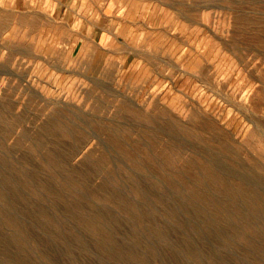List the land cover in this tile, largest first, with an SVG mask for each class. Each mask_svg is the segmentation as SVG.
Listing matches in <instances>:
<instances>
[{
    "label": "rangeland",
    "instance_id": "374dc122",
    "mask_svg": "<svg viewBox=\"0 0 264 264\" xmlns=\"http://www.w3.org/2000/svg\"><path fill=\"white\" fill-rule=\"evenodd\" d=\"M97 1L101 14L90 0H56L53 11L44 3L31 8L29 3L0 0V111L5 118L0 122V154L6 157L0 182L4 175H21L20 168L35 176L31 185L7 189L10 211L22 216L26 225L23 235L7 222L0 206V249L7 245L10 255L21 256L3 259L0 250V262L23 264L24 256L29 264H74L73 260L75 264H131L133 260L132 264H139L137 255L144 254L145 264H199L185 253L186 238L195 233L190 238L195 248L201 249L202 262L208 256L205 264H264V188L249 186L237 176L253 171L264 176V0ZM98 21L101 29L89 27ZM166 120L178 126L181 141L157 133L155 128ZM51 121L77 128L76 132L87 138L85 147L73 156L67 155L65 148L56 149L68 168L80 169L88 176L91 193L84 198L81 213L93 215L90 208L104 203L106 218L93 215L94 221L88 223L77 219L53 194L63 189L61 180L68 172L48 166L42 154L55 143L67 147L76 140L53 133L48 125ZM100 126L117 127L123 147L109 143ZM37 142L43 146L36 147ZM134 145L139 149L128 150ZM206 147L232 171L225 175L216 168ZM96 161L99 167L94 166ZM107 179L136 200L143 211L153 207L152 219L122 210L119 203L118 208L104 196L113 189L106 186ZM44 181L52 187L42 186ZM139 184L150 189L152 197L148 189L150 196H144ZM63 190L77 198L68 186ZM141 195L146 198L142 200ZM161 198L169 201L160 202ZM176 206L180 220L171 212ZM43 213H53L50 217L55 215L56 223L59 219L57 224H62V234L67 235L58 236V230L53 231L57 224L40 217ZM162 226H169L168 237L159 234L157 229ZM175 231L183 238L186 235L184 242ZM79 240H84L88 249L81 248ZM215 255L223 259L216 261Z\"/></svg>",
    "mask_w": 264,
    "mask_h": 264
},
{
    "label": "bare ground",
    "instance_id": "6f19581e",
    "mask_svg": "<svg viewBox=\"0 0 264 264\" xmlns=\"http://www.w3.org/2000/svg\"><path fill=\"white\" fill-rule=\"evenodd\" d=\"M226 31V30H225ZM62 83V82H61ZM178 88V87H177ZM139 110V109H138ZM135 112H136V110H135ZM141 113V112H140ZM137 114V113H136ZM33 115V114H32ZM150 115V114H149ZM148 115V116H149ZM153 115H151V117H152ZM154 118V117H153ZM171 118V117H170ZM4 115H3V113L0 111V122H2V121H4ZM148 120H149V118H147ZM217 119V118H216ZM146 120V119H145ZM151 120H152V118H151ZM157 120V119H156ZM164 120V119H163ZM221 120V119H220ZM99 120H97V122H98ZM162 121V120H161ZM167 121V120H166ZM165 121V122H166ZM253 121H255V120H253ZM15 122V121H14ZM22 122V121H21ZM180 122V121H179ZM203 122V121H202ZM146 123V122H145ZM207 123V122H206ZM254 123V122H253ZM102 123H100V125H101ZM155 124V123H154ZM48 125H51V126H49L50 128H51V130H52V132L53 133H59V132H61V134L62 133H64V134H67V135H71L72 136V139H74V140H76V142H75V144L74 145H68L67 147L66 146H63L62 145V143L60 142V143H55L54 145H53V147H49V148H47L46 150H45V152L42 154L43 156V159L45 160V162L47 163V164H49L48 166H50V165H56V167L58 166V168H59V170H60V172L62 171L63 172V170H66L67 172H68V174L67 175H65V177H62L63 179L61 180L62 181V184H61V187L63 188V189H66V186H68L69 188H70V190L71 191H73L75 194H76V196H77V198H74L73 197V195H72V197L73 198H71V197H69L68 195H67V193L62 189L61 191L60 190H58V191H54V193L53 194H55L56 196H58L59 198H61V200L64 202V208H65V210L68 212V213H70L73 217H76L77 219L78 218H83V220H85V221H87V223L88 222H91V220H93V215L94 216H102L103 217V219L104 218H106L107 217V213H108V209L106 210V208H104L103 206H104V203H103V206L102 207H100V206H97V205H95L94 207H91L90 208V211L93 213V215H88V214H86L85 215V213L84 214H82L81 213V211H80V207H82L83 205H84V203H83V201H86L84 198L85 197H87L88 198V195H89V192L91 193V191H88L87 190V188H88V176L86 175V174H84V171H82V170H80V169H72V168H68V166H67V161L64 159V156H63V154L61 153V151L59 152L57 149V147H62V148H65V153L67 154V155H69V156H73L75 153L77 154V151L79 150V151H81L82 149H83V147H85V145H86V143L85 144H83L84 142H83V140H84V138H86L85 137V135H84V133L83 132H81V131H77L76 132V129L75 128H73V127H71V126H67V124L66 125H64V124H58L56 121H51V122H49V124ZM103 125V124H102ZM149 125V124H148ZM156 125V124H155ZM180 125V124H179ZM182 125V124H181ZM204 125V124H203ZM210 125V124H209ZM257 125V124H256ZM202 126V125H201ZM201 126H199L200 128H201ZM205 126V125H204ZM146 127V126H145ZM149 127V126H148ZM179 127H181V126H179ZM147 128V127H146ZM188 128H189V126H188ZM99 130H101L103 133H105L107 136V140L109 141V143H111L112 145H114V146H117V147H123V141H122V139H121V135H120V133H119V130L117 129V127H113V128H107V127H104V126H100L99 127ZM155 130L157 131V133L158 134H161V135H164V136H166L169 140H177V141H181V136H180V134H179V129H178V126L174 123V122H171L170 120L169 121H167L165 124H158V126L155 128ZM179 130V131H178ZM184 130V129H183ZM191 130V129H190ZM208 130V129H207ZM146 131V130H145ZM149 132V131H148ZM189 131H187L186 133H188ZM196 133V132H195ZM148 134V133H147ZM150 134V133H149ZM148 134V135H149ZM190 134H192V132H190ZM198 134V133H197ZM183 135V134H182ZM66 136V135H65ZM152 136V135H151ZM215 136H217V135H215ZM198 137L200 138V136L198 135ZM213 137V136H212ZM214 138V137H213ZM87 139V138H86ZM144 141V140H143ZM45 142V141H44ZM145 142V141H144ZM144 142H142L141 141V143H143V144H145ZM38 143H40V142H37V143H34V145L36 146V147H40V146H43V144L42 143H40V144H38ZM105 143V142H104ZM88 144V143H87ZM181 144V143H180ZM222 145H223V143H221ZM2 145V139H1V137H0V146ZM146 145V144H145ZM174 145V144H173ZM75 146H78V149L75 151L74 149L76 148ZM177 146V145H176ZM179 147V146H178ZM177 147V148H178ZM224 147L227 149V150H230V151H232V148L227 144V143H224ZM42 148V147H41ZM57 148V149H56ZM107 148V147H106ZM182 148V147H181ZM181 148H178V150L179 149H181ZM136 149H139V148H137V147H135V145L134 146H131L130 148H128V150H130L131 152L132 151H135ZM39 150V149H38ZM182 150H183V148H182ZM41 151V150H40ZM78 151V152H79ZM205 151H206V153L210 156V162L216 167V168H218L220 171H222V173H225V175L228 173V172H231L232 171V168L227 164V163H225L224 161H222L221 159H220V157H218L215 153H214V151L212 150V149H210V148H208V147H206L205 148ZM75 152V153H74ZM183 152H185V151H183ZM195 152H197V151H195ZM28 153H31V152H28ZM34 153V152H33ZM64 153V154H65ZM197 153H199V152H197ZM182 154V153H181ZM200 154H201V152H200ZM90 155V154H89ZM103 155H108V154H103ZM88 156V155H87ZM91 156V155H90ZM154 156V155H153ZM202 156V155H201ZM30 157V156H29ZM63 157V158H62ZM89 157V156H88ZM101 157H102V155H101ZM192 157V156H191ZM100 158V157H99ZM194 158V157H193ZM207 158V157H206ZM90 159V158H89ZM102 159V158H101ZM192 159V158H191ZM190 159V160H191ZM205 159V158H204ZM25 160H27V159H25ZM96 160V159H95ZM103 160V159H102ZM195 160H197V159H195ZM209 160H208V162H209ZM93 161V160H92ZM104 161V160H103ZM109 161V160H108ZM44 162V161H43ZM112 162V161H111ZM192 161H190V163H191ZM0 163H1V166H0V169H3L4 168V165H5V163H6V157L4 158L3 157V154L1 155L0 154ZM100 162L98 161H96V163H94L95 165V167H97L96 165H98ZM194 163V162H193ZM192 163V164H193ZM207 163V162H206ZM210 163V164H211ZM88 164H89V161H87L86 160V165L88 166ZM93 164V163H92ZM102 164V163H101ZM152 164V163H151ZM91 165V164H90ZM159 165V164H158ZM190 165V164H189ZM196 165V164H195ZM54 166H53V168H54ZM127 166V165H126ZM98 167H99V165H98ZM92 168V167H91ZM245 168V167H244ZM248 168V167H247ZM50 169V168H49ZM54 169H56V168H54ZM53 169V170H54ZM94 169H96V168H94ZM113 169V168H112ZM249 169V168H248ZM247 169V170H248ZM51 170H52V168H51ZM134 170V169H133ZM157 170V169H156ZM56 171V170H55ZM58 171V170H57ZM135 171V170H134ZM207 171H208V169H207ZM242 171V170H241ZM20 172H21V175H18V177H16V176H14V175H4L3 177H1L2 179H4V181L3 182H0V197H1V201H2V204H0V206H1V210H2V212L3 213H5L6 214V219H7V222H10V223H12V224H14V226H15V228L16 229H18V230H20V232L18 233L19 235H23V230H25L26 231V225L23 223V221H22V216H20L19 214H17V213H13V212H15V211H13V212H11L10 210H12V209H10L9 208V203H10V200H9V195L10 194H8V191H7V189L8 188H13V189H21L22 187H24L25 185H31V184H29L30 182H31V180H33L34 179V177L35 176H33V174H31L30 172H29V170L28 169H24V168H20ZM53 172V171H52ZM111 172V171H110ZM240 172V171H239ZM243 172H246L245 170L243 171ZM254 172V171H253ZM253 172H251V174L250 173H240L239 175H237L238 176V178L240 179V180H242V181H244L245 183H247V184H249V186L251 185V186H257V187H260V188H264V176H256V175H254V174H252ZM51 173V172H50ZM54 173V172H53ZM136 173V172H135ZM221 173V174H222ZM52 174V173H51ZM58 174V173H57ZM112 174V173H111ZM133 174V173H132ZM202 174V173H201ZM200 174V175H201ZM230 174V173H229ZM228 174V175H229ZM55 175V174H54ZM61 175V174H60ZM109 175V174H108ZM113 175H114V173H113ZM203 175V174H202ZM57 176V175H56ZM58 176H59V174H58ZM134 176H135V174H134ZM205 176V175H204ZM229 176H231V175H229ZM61 177V176H60ZM209 177V176H208ZM210 177H212L211 175H210ZM52 178H54V177H52ZM109 178V177H108ZM113 178V177H112ZM166 178V177H165ZM168 178V177H167ZM166 178V179H167ZM111 179V178H110ZM219 179V178H218ZM108 180V179H107ZM35 181V180H34ZM108 181H110V180H108ZM226 181V180H225ZM57 182H59L60 183V180H57ZM158 182V181H157ZM241 182V181H240ZM35 183V182H34ZM38 184V183H37ZM36 184V185H37ZM91 184V183H90ZM116 185H117V183H116ZM140 185V184H139ZM138 185V187L140 188V186ZM153 185V184H152ZM155 185V184H154ZM38 186V185H37ZM37 186H36V188H37ZM42 186H45V187H48V188H50V187H52L48 182H45L44 181V184L42 185ZM106 186H109V187H111V188H113L111 191H106V192H104V196H106L108 199H110V200H113V201H115L116 202V204L117 203H119L120 205H121V207L123 208L122 210H124V208H126L125 210H129L130 211V213L131 212H133V213H135L136 211L138 212V215L139 216H142V217H144V219L145 220H147V219H150L151 217H152V214H151V208H153V207H150V210H142V209H140V207H139V205H138V202H136V200L135 201H133V200H131L130 198H129V195H128V197L126 196V194L123 192V190H121V189H119V188H116V187H114L112 184H111V181L110 182H107L106 183ZM157 186V185H156ZM90 187V186H89ZM175 187V186H174ZM100 188H102V187H100ZM121 188V187H120ZM151 188H154V187H151ZM160 188V187H159ZM148 189V188H147ZM147 189H145V188H143L142 186H141V191H142V193L143 194H145L144 196H146L147 197V195L148 196H150V194H151V197H152V192L150 191V189H148L151 193L149 194L148 193V191H147ZM158 189V188H157ZM194 189V188H193ZM48 190V189H47ZM139 190V189H138ZM159 190V189H158ZM228 190H229V188H228ZM43 191V190H42ZM68 191V190H67ZM140 191V190H139ZM195 191V190H194ZM30 192V191H29ZM49 192V191H48ZM51 192V191H50ZM96 192V191H95ZM158 192H161V191H158ZM39 193V192H38ZM98 193V192H97ZM138 193V192H137ZM136 193V194H137ZM141 193V192H140ZM153 193H154V191H153ZM39 194H41V192L39 193ZM44 194V193H43ZM70 194V193H69ZM102 195H103V193H101ZM157 194V193H156ZM162 195H163V193H161ZM160 194V195H161ZM35 195H37V194H35ZM26 196V195H25ZM54 196V195H53ZM154 197H155V193H154V195H153ZM28 197V196H27ZM91 197V196H90ZM146 197H144V198H146ZM162 197V196H161ZM40 198V197H39ZM43 198V197H42ZM46 198V197H45ZM92 198V197H91ZM100 198V197H99ZM140 198H142V195H141V197ZM144 198H142V200L144 199ZM166 198V197H165ZM90 199V198H89ZM101 199V198H100ZM37 200V199H36ZM42 200V199H41ZM40 200V201H41ZM58 200V199H57ZM159 200H161L160 202H163L164 201V199L163 198H161V199H159ZM172 200H175V199H172ZM0 201V202H1ZM35 201V200H34ZM44 201V200H43ZM88 201V200H87ZM92 201H94V200H92ZM103 201H104V199H103ZM112 201V202H113ZM140 201V200H139ZM146 201V200H145ZM167 200H165L164 202H166ZM169 201V200H168ZM167 201V202H168ZM37 202H39L38 200H37ZM62 202V203H63ZM95 202V204H97L96 202L97 201H94ZM108 202V201H107ZM110 202V201H109ZM140 202H142V201H140ZM139 202V203H140ZM92 203V202H91ZM99 203V202H98ZM143 203V202H142ZM43 204V203H42ZM87 204H88V202H87ZM86 204V205H87ZM100 204V203H99ZM109 204V203H108ZM89 205V204H88ZM101 205H102V203H101ZM107 205V204H106ZM113 205H114V203H113ZM162 205V204H161ZM198 205V204H197ZM196 205V206H197ZM58 206V205H57ZM56 206V207H57ZM90 206V205H89ZM109 206V205H108ZM107 206V207H108ZM111 206V205H110ZM181 206V205H180ZM203 206V205H202ZM12 207V206H11ZM53 207V206H52ZM59 207V206H58ZM117 207L119 208V206H118V204H117ZM173 207V206H172ZM15 207H13V209H14ZM41 208V207H40ZM61 207H59L58 209H60ZM63 208V207H62ZM61 208V209H62ZM164 208V207H163ZM60 209V210H61ZM82 209H84V208H82ZM143 209H145V208H143ZM147 209V208H146ZM170 209V208H169ZM193 209V208H192ZM195 209V208H194ZM193 209V210H194ZM203 209H205L206 210V208H203ZM63 210V209H62ZM86 210V209H85ZM164 210V209H163ZM167 210V209H166ZM36 211H39V210H36ZM42 211H44V209L42 210ZM88 211V210H87ZM126 211V212H127ZM161 211V210H160ZM207 211H209V209H207ZM158 212V211H157ZM167 212V211H166ZM170 212V211H169ZM171 212H172V215L175 217V218H177V219H179L180 220V218L178 217L179 216V207H174L172 210H171ZM39 213V212H38ZM45 213V212H44ZM42 214L40 217H42L43 219H45L46 221H49L50 223H54V225H56L57 223H59V219H58V221H57V223H56V221L54 220L55 219V215L53 216V217H50L49 215H45V214ZM87 213H89V211L87 212ZM155 213V212H154ZM67 214V213H66ZM91 214V213H90ZM123 214V213H122ZM132 214V213H131ZM137 214V213H136ZM151 214V215H150ZM158 214V213H157ZM160 214H161V212H160ZM160 214H158V215H160ZM164 214V213H163ZM127 215V214H126ZM129 215V214H128ZM153 215H155V214H153ZM165 215V214H164ZM123 217H124V215H122ZM134 216H136V215H134ZM162 216V215H161ZM71 217V216H70ZM98 217V218H99ZM154 217V216H153ZM171 217V216H170ZM172 218V217H171ZM57 219V218H56ZM75 219V218H74ZM124 219V218H123ZM152 219V218H151ZM177 219H175V220H177ZM83 220H82V222H83ZM97 220V219H96ZM106 220V219H105ZM104 220V221H105ZM134 220V219H133ZM145 220H144V222H145ZM155 220V219H154ZM153 220V221H154ZM80 221V220H79ZM94 221V220H93ZM99 222V221H98ZM107 222V221H106ZM126 222H128V221H126ZM134 222V221H133ZM155 222V221H154ZM153 222V223H154ZM164 222V221H163ZM184 222V221H183ZM86 223V224H87ZM96 223V222H95ZM108 223V222H107ZM106 223V224H107ZM132 223V222H131ZM181 223V222H180ZM61 224V223H60ZM60 224H57L55 227V230H53V231H57L56 233L58 234V236H61V238H62V236H64V235H67V234H62L63 232L61 231V230H63L62 228H61V226H62V224H61V226H60ZM80 224V223H79ZM83 224H85V222L83 223ZM91 224V223H90ZM126 224V223H125ZM129 225H130V220H129V223H128ZM178 225L177 226H179V223H177ZM209 224V223H208ZM4 225H5V223H4ZM52 225V224H51ZM88 225V224H87ZM151 225V224H150ZM155 225V224H154ZM153 225V226H154ZM191 225V224H190ZM210 225V224H209ZM208 225V226H209ZM213 225V224H212ZM7 226V225H6ZM53 226V225H52ZM82 226V225H81ZM84 226V225H83ZM107 226V225H106ZM120 226V225H119ZM133 226V225H132ZM139 226V225H138ZM148 226V225H147ZM146 226V227H147ZM152 226V227H153ZM208 226H206V229H211L210 227H208ZM131 227V226H130ZM155 227V226H154ZM153 227V228H154ZM167 226H162V227H159V229H157L158 230V232H159V234L162 236H166V237H168V234L170 233V228H166ZM176 227V226H175ZM182 227V226H181ZM186 227V226H185ZM204 227V226H203ZM208 227V228H207ZM2 228V227H1ZM75 228V227H74ZM90 228H92V227H90ZM109 228V227H108ZM111 228V227H110ZM151 228V227H150ZM155 228H157V227H155ZM194 229L196 228V226L195 227H193ZM205 228V227H204ZM106 229V228H105ZM131 229H133L132 227H131ZM141 229V228H140ZM192 229V228H191ZM200 230H201V228H199ZM198 229V230H199ZM213 229V228H212ZM92 230V229H91ZM94 230V229H93ZM146 230H149V228L148 229H146ZM155 230V229H154ZM174 230V229H173ZM176 230V229H175ZM185 230V229H184ZM199 230V231H200ZM64 231V230H63ZM78 231V230H77ZM100 231H102V230H100ZM113 231H115V230H113ZM130 231V230H129ZM152 231V230H151ZM194 231V230H193ZM104 232L106 233V231L104 230ZM104 232H103V235H104ZM142 232V231H141ZM144 232V231H143ZM176 232V231H175ZM191 232H192V230H191ZM197 232V231H196ZM207 232V231H206ZM213 232V231H212ZM212 232H210L211 234H212ZM216 232V231H215ZM218 232V231H217ZM237 232V231H236ZM55 233V232H54ZM54 234L56 237H57V234ZM148 233H150V231L148 232ZM154 233V232H153ZM152 233V234H153ZM177 233V232H176ZM179 233V236H180V232H178ZM177 233V234H178ZM184 233V232H183ZM204 233V232H203ZM202 233V234H203ZM209 233V232H208ZM10 234H13V233H10ZM15 234V233H14ZM14 234L12 235V236H14ZM106 234H108V233H106ZM132 234H133V232H132ZM138 234H140V232L138 233ZM142 234H144V233H142ZM185 234H187V233H185ZM193 235L195 234V233H192ZM191 234V235H192ZM199 234V233H198ZM200 234H201V232H200ZM199 234V235H200ZM207 234V233H206ZM210 234V235H211ZM218 234V233H217ZM238 234V233H237ZM68 235H70V234H68ZM75 235V234H74ZM79 235V234H78ZM97 235V234H96ZM102 235V234H101ZM109 235V234H108ZM134 235V234H133ZM145 235V234H144ZM191 235H190V237H191ZM205 235V234H204ZM209 235V236H210ZM11 236V235H10ZM11 236V237H12ZM15 236H17V235H15ZM76 236V235H75ZM136 236V235H135ZM140 236H142V237H144L143 235H140ZM147 236V235H146ZM201 236V235H200ZM208 236V237H209ZM5 237V236H4ZM65 237V236H64ZM77 237V236H76ZM92 237V236H91ZM105 237V236H104ZM157 237H159V236H157ZM174 237V236H173ZM189 236H187V238H186V235H185V237L183 238V236L181 237L180 236V238H182V240L183 239H185L186 238V241L188 242L187 243V248H186V250L185 251H187V252H185V253H188L191 257H193V258H195V259H197V261L199 262V264H205L204 263V261L207 259V257L208 256H206V259H204L203 260V262H202V253H200V250L201 249H199L198 250V248H195L196 246H194V242H192V240L193 239H191V238H193V236L190 238ZM206 237V236H205ZM212 237V236H211ZM61 238H58L57 240H59V239H61ZM67 238V237H66ZM79 238V237H78ZM83 238V237H82ZM96 238V237H95ZM98 238V237H97ZM129 238V237H128ZM197 238H198V236H197ZM4 239V238H3ZM12 239H13V237H12ZM16 239V238H15ZM19 239H21V238H19ZM64 239V238H63ZM62 239V240H63ZM141 239V238H140ZM147 238H145L144 240H146ZM169 239H171L170 237L168 238V240ZM4 240H6V239H4ZM3 240V241H4ZM9 240H11V239H9ZM9 240H7V242H9ZM17 240H18V238H17ZM29 240V239H28ZM27 240V241H28ZM61 240V241H62ZM85 240V239H84ZM84 240H79L80 241V245H81V248L83 247V248H85V246H86V243H85V241ZM99 240H102V239H99ZM111 240V239H110ZM127 240V239H126ZM129 240H130V238H129ZM149 240V239H148ZM159 240V239H158ZM172 240V239H171ZM170 240V241H171ZM173 240H175L174 238H173ZM177 240V239H176ZM196 240V239H195ZM203 240V239H202ZM229 240H231V239H229ZM237 240V239H236ZM250 240V239H249ZM12 241V240H11ZM26 241V240H25ZM69 241V240H68ZM68 241H67V239L64 241L65 242V244H67L68 243ZM71 241V240H70ZM90 241V240H89ZM92 241V240H91ZM95 241V240H94ZM97 241H98V239H97ZM108 241H109V239H108ZM117 241H118V239H117ZM132 241V240H131ZM143 241V240H142ZM142 241H140L141 243H142ZM161 241V240H160ZM163 241V240H162ZM178 241H180L179 239H178ZM177 241V242H178ZM232 241V240H231ZM250 241H252V240H250ZM5 242V241H4ZM3 242V243H4ZM16 242H19V240L18 241H16ZM72 242V241H71ZM87 242V241H86ZM107 241H105V243H106ZM119 242H120V240H119ZM122 242V241H121ZM137 242H138V240H137ZM144 242V241H143ZM146 242H150V241H147L146 240ZM165 242H167V241H165ZM169 242V241H168ZM167 242V243H168ZM183 242H184V240H183ZM230 242V241H229ZM228 241H227V243H229ZM233 242V241H232ZM237 242V241H236ZM253 242V241H252ZM251 242V243H252ZM29 242H27V244H28ZM40 243V242H39ZM110 243V242H109ZM108 243V244H109ZM114 243H116V242H114ZM126 243V242H125ZM124 242L123 243H121V245L122 244H125ZM131 243V245L133 244V242H130ZM129 243V244H130ZM135 243V242H134ZM151 243V242H150ZM161 243V242H160ZM166 243V244H167ZM174 243V242H173ZM179 243V242H178ZM225 243V242H224ZM231 243V242H230ZM239 243H241V242H239ZM254 243V242H253ZM256 243V242H255ZM258 243V242H257ZM8 244V243H7ZM18 244V243H17ZM16 244V245H17ZM19 244H20V242H19ZM38 244V243H37ZM87 244H89V242L87 243ZM93 244V243H92ZM92 244H90L89 246H91ZM163 244H164V242H163ZM197 244V243H196ZM242 244V243H241ZM241 244H239L240 246H241ZM31 245V244H30ZM68 245V244H67ZM74 245V244H73ZM76 245H79V244H76ZM97 245H99L98 243H97ZM100 245H101V243H100ZM104 245V244H103ZM146 245V244H145ZM145 245H143V247L145 246ZM157 245H158V243H157ZM157 245H156V248H157ZM160 245V244H159ZM167 245H169V244H167ZM166 245V246H167ZM171 245V244H170ZM178 245V244H177ZM176 245V246H177ZM180 245V244H179ZM182 245V244H181ZM181 245H180V247H181ZM198 245V244H197ZM211 245V244H210ZM229 245H231L232 246V244H229ZM242 245H244L245 246V244H242ZM253 245V244H252ZM17 246H19V245H17ZM23 249H25L26 248V246L25 245H20ZM69 246V245H68ZM75 246V245H74ZM88 246V245H87ZM86 246V247H87ZM108 245H106V247H107ZM155 246V245H154ZM161 246V245H160ZM176 246H175V248H176ZM206 246V245H205ZM228 246V245H227ZM234 246V245H233ZM232 246V247H233ZM239 246V247H240ZM71 247V246H70ZM97 247V246H96ZM113 247V246H112ZM126 247V246H125ZM163 247V246H162ZM170 247H172V249H173V247L174 246H170ZM199 247V246H198ZM208 247V249H211L210 247H212V246H207ZM252 247V246H251ZM17 248V247H16ZM32 248V247H31ZM39 248V247H38ZM47 248V247H46ZM64 248V247H63ZM74 248H76V247H74ZM90 248V247H89ZM101 248V247H100ZM99 247H98V249H100ZM108 248L109 247H107V251H109L108 250ZM146 248V247H145ZM148 248V247H147ZM169 247H167V249H168ZM179 248V247H178ZM201 248V247H200ZM223 248H224V246H223ZM230 248V247H229ZM228 248V249H229ZM21 249V248H20ZM27 249V248H26ZM66 249V248H65ZM73 249V248H72ZM77 249V248H76ZM78 249H80V246H79V248ZM86 249H88V247L86 248ZM137 249H139V248H137ZM171 249V248H170ZM170 249H168V250H170ZM177 249V248H176ZM205 249V248H204ZM241 249H242V246H241ZM1 251H2V254H4V257H3V259H5V257H9L10 259L12 258V259H15V260H18V259H20V257L21 256H19L18 257V259H16L17 257H15L14 255H10V253H9V250H8V248H7V245H4L1 249H0ZM35 250V249H34ZM81 250V249H80ZM84 250V249H83ZM91 250H92V248H91ZM100 250H102V249H100ZM135 250V249H134ZM140 250H141V248H140ZM139 250V251H140ZM149 250V249H148ZM158 250H160L159 248L157 249V252H158ZM175 250V249H174ZM181 250V249H180ZM220 250V249H219ZM232 250V249H231ZM242 250H244V248L242 249ZM20 251V250H19ZM32 251H33V248H32ZM66 251V250H65ZM72 251V250H71ZM74 251V250H73ZM78 251V250H77ZM96 251V250H95ZM119 251V250H118ZM138 251V252H139ZM142 251V250H141ZM152 251H154V250H152ZM204 251V250H203ZM206 251V250H205ZM214 251V250H213ZM247 251V250H246ZM245 251V252H246ZM43 252V251H42ZM45 253H46V251H44ZM43 252V253H44ZM67 252H68V250H67ZM70 252V251H69ZM76 252V251H75ZM81 252V251H80ZM84 252H86V251H84ZM83 252V253H84ZM133 252H135V251H133ZM145 252H146V250H145ZM155 252V251H154ZM153 252V253H154ZM160 252V251H159ZM167 252V251H166ZM169 252V251H168ZM215 252V251H214ZM218 252V251H217ZM221 252V251H220ZM223 252V251H222ZM225 252V251H224ZM15 253V252H14ZM27 253V252H26ZM82 253V252H81ZM110 253V252H109ZM148 253V252H147ZM162 253V252H161ZM161 253H158V256L161 254ZM170 253V252H169ZM174 253V252H173ZM181 253V252H180ZM179 253V254H180ZM226 253V252H225ZM19 254V253H18ZM46 254H48V253H46ZM75 254V253H74ZM78 254V253H77ZM86 254V253H85ZM89 254V253H88ZM101 254V253H100ZM127 254V253H126ZM143 254V253H142ZM149 254H150V252H149ZM175 254V253H174ZM178 254V252H176V255ZM182 254V253H181ZM221 254H223V253H221ZM234 254V253H233ZM233 254H232V256H233ZM238 254V253H237ZM242 254V253H241ZM240 254V255H241ZM17 255V254H16ZM23 255V254H22ZM50 255V254H49ZM69 255V254H68ZM117 255V254H116ZM136 255H137V253H136ZM135 255V256H136ZM162 255V254H161ZM166 255H168L167 253H166ZM171 255H172V253H171ZM212 255V254H211ZM214 255V254H213ZM226 255H227V253H226ZM3 256V255H2ZM25 256H27V255H25ZM76 256V255H75ZM74 256V257H75ZM87 256V255H86ZM99 256V255H98ZM103 256V255H102ZM105 256H107V255H105ZM123 256V255H122ZM127 256V255H126ZM138 256V258H137V262H140L139 264H145V261H144V259L145 258H143L142 256H144V254L142 255V256H139V255H137ZM136 256V257H137ZM157 256V255H156ZM157 256V257H158ZM170 256V255H169ZM179 256V255H178ZM183 256H185V254L183 255ZM188 256V255H187ZM190 256H189V258H190ZM209 256H210V254H209ZM227 256H230V255H227ZM28 257V256H27ZM49 257V256H48ZM70 257V256H69ZM77 257V256H76ZM90 257V256H89ZM128 257V256H127ZM130 257V256H129ZM145 257V256H144ZM148 257V256H147ZM156 257V259H154L155 261L157 260L158 261V258ZM173 257V256H172ZM176 257V256H175ZM202 257V258H201ZM205 257V256H204ZM223 257V256H222ZM221 257V259H223ZM231 257V256H230ZM26 258V257H25ZM63 258V257H62ZM73 258V257H72ZM71 258V259H72ZM92 258V257H91ZM99 258H100V256H99ZM103 258H105V257H103ZM113 258V257H112ZM119 258V257H118ZM132 258V257H131ZM131 258H130V260H131ZM152 258V257H151ZM177 258V257H176ZM180 258V257H179ZM209 258H213V257H209ZM233 258H235V257H233ZM239 258V257H238ZM10 259H9V261H10ZM23 260H22V263L23 264H29L27 261H25L24 260V256H23V258H22ZM74 259V258H73ZM80 259V258H79ZM124 259V258H123ZM175 259V258H174ZM173 259V260H174ZM186 259V258H185ZM214 259L216 260V261H218V260H221L220 259V257H218V256H216L215 255V257H214ZM232 259V258H231ZM236 259V258H235ZM2 260V259H1ZM7 260V259H6ZM30 260V259H29ZM55 260V259H54ZM77 260V259H76ZM107 260H110V259H108L107 258ZM121 260V259H120ZM149 260V257H148V259H147V261ZM171 260H172V258H171ZM176 260V259H175ZM189 260V259H188ZM225 260V259H224ZM227 260H228V258H227ZM226 260V261H227ZM249 260V259H248ZM115 261V260H114ZM122 261V260H121ZM127 261V260H126ZM132 261V260H131ZM134 261V260H133ZM132 261V262H133ZM181 261H182V258H181ZM210 261V260H209ZM211 261H213V259L211 260ZM215 261V262H216ZM233 261H234V259H233ZM7 262H8V260H7ZM7 262H5V263H7ZM11 262H14V261H11ZM74 264H75V262H74V260L72 261ZM107 262V261H106ZM132 262H131V264H132ZM136 262V263H137ZM149 262H150V260H149ZM207 262V261H206ZM228 262H230V261H228ZM228 262H224V263H227L228 264ZM0 263H3V262H0ZM43 263H45V264H49V262H44L43 261ZM56 263V262H55ZM59 263V262H58ZM57 263V264H58ZM103 263H105V260H104V262ZM114 263V262H113ZM116 263V262H115ZM114 263V264H115ZM153 263V262H152ZM156 263V262H155ZM209 263V262H208ZM232 263V262H231ZM234 263V262H233ZM232 263V264H233ZM236 263V262H235ZM253 263H255V262H253ZM4 264V263H3ZM14 264V263H13ZM21 264V263H20ZM36 264H37V262H36ZM53 264V263H52ZM112 264V263H111ZM119 264V263H118ZM129 264V263H128ZM150 264H151V262H150ZM183 264H185V263H183ZM211 264H212V262H211ZM217 264V263H216ZM218 264H220V263H218ZM238 264V263H237Z\"/></svg>",
    "mask_w": 264,
    "mask_h": 264
},
{
    "label": "crops",
    "instance_id": "0c3cea01",
    "mask_svg": "<svg viewBox=\"0 0 264 264\" xmlns=\"http://www.w3.org/2000/svg\"><path fill=\"white\" fill-rule=\"evenodd\" d=\"M16 2H18L19 4L21 3H29L30 4V7L33 8L34 5H38L39 3H44V4H47L46 7H48L49 10L53 11L54 10V2L56 0H15ZM93 4V7L94 9L97 8V11L100 12L99 14H101V7H100V4L98 3L97 0H90ZM92 23V22H91ZM90 23V28H94V29H101V21H98L96 23Z\"/></svg>",
    "mask_w": 264,
    "mask_h": 264
}]
</instances>
